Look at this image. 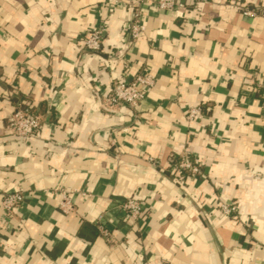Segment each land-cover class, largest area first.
<instances>
[{
  "label": "crops",
  "instance_id": "0c3cea01",
  "mask_svg": "<svg viewBox=\"0 0 264 264\" xmlns=\"http://www.w3.org/2000/svg\"><path fill=\"white\" fill-rule=\"evenodd\" d=\"M133 1L0 0V264H264V0ZM140 73L139 109L111 106ZM16 95L41 115L34 137L8 130ZM184 155L202 175L179 183Z\"/></svg>",
  "mask_w": 264,
  "mask_h": 264
},
{
  "label": "built area",
  "instance_id": "2783aa9c",
  "mask_svg": "<svg viewBox=\"0 0 264 264\" xmlns=\"http://www.w3.org/2000/svg\"><path fill=\"white\" fill-rule=\"evenodd\" d=\"M140 0L133 1V7L136 11L139 7ZM158 7L163 10H171L174 8H184V5L177 0H158ZM245 15H255L253 11H244ZM140 16L136 12V20L131 26V36L133 40H137L142 31ZM107 31L106 23L104 25L96 26L84 33L81 43L88 52L98 53L102 49L105 34ZM154 85V78L146 73L137 74L132 81L121 80L115 83L112 87L107 89L108 102L111 106L126 105L133 110H138L142 102L146 99L149 89ZM261 93V99L264 105V80H262L257 89ZM14 112L8 118V130L11 134L25 139L38 135L42 127V118L29 101L22 100L19 96ZM200 115V109H193L190 113V119H194ZM177 157L172 158V171L177 176L179 183H184V173L191 176L202 175L200 167L188 155L180 157L178 163H173ZM22 194H8L4 197L3 207L10 213L18 207L23 201ZM123 208L126 211L128 219L140 221L143 217V209L141 204L132 198H129L124 204ZM221 211L226 216H231L236 213V207L233 204H222ZM106 232V231H105Z\"/></svg>",
  "mask_w": 264,
  "mask_h": 264
},
{
  "label": "trees",
  "instance_id": "16d2710c",
  "mask_svg": "<svg viewBox=\"0 0 264 264\" xmlns=\"http://www.w3.org/2000/svg\"><path fill=\"white\" fill-rule=\"evenodd\" d=\"M178 162H179V159H176V160L173 161V163H178ZM169 174L174 175L173 171H169ZM184 176L187 177V176H189V174L188 173H184Z\"/></svg>",
  "mask_w": 264,
  "mask_h": 264
}]
</instances>
